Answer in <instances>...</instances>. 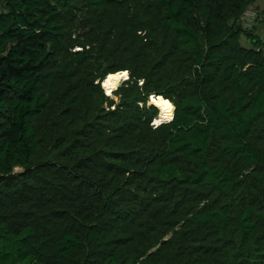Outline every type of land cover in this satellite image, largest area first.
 <instances>
[{
  "label": "trees",
  "instance_id": "obj_1",
  "mask_svg": "<svg viewBox=\"0 0 264 264\" xmlns=\"http://www.w3.org/2000/svg\"><path fill=\"white\" fill-rule=\"evenodd\" d=\"M247 4L0 0V264H264Z\"/></svg>",
  "mask_w": 264,
  "mask_h": 264
},
{
  "label": "rangeland",
  "instance_id": "obj_2",
  "mask_svg": "<svg viewBox=\"0 0 264 264\" xmlns=\"http://www.w3.org/2000/svg\"><path fill=\"white\" fill-rule=\"evenodd\" d=\"M230 25H234L239 30V44L242 47H258L264 54V0H248V4L240 17L236 21L232 20ZM104 92L107 94L105 88ZM115 100L117 101V99ZM158 110L159 115L152 123L153 125H158L162 121L160 118L161 110L159 108Z\"/></svg>",
  "mask_w": 264,
  "mask_h": 264
},
{
  "label": "bare ground",
  "instance_id": "obj_3",
  "mask_svg": "<svg viewBox=\"0 0 264 264\" xmlns=\"http://www.w3.org/2000/svg\"><path fill=\"white\" fill-rule=\"evenodd\" d=\"M125 78H126V72H119L107 76V78L104 80L103 83L107 94H109L111 90L115 88L118 82H121ZM151 104L155 105L157 108L161 110L160 118L162 119V121L165 122L171 120L173 116L174 107L167 100L163 99L160 96H158L157 98L151 97Z\"/></svg>",
  "mask_w": 264,
  "mask_h": 264
},
{
  "label": "water",
  "instance_id": "obj_4",
  "mask_svg": "<svg viewBox=\"0 0 264 264\" xmlns=\"http://www.w3.org/2000/svg\"><path fill=\"white\" fill-rule=\"evenodd\" d=\"M126 80H128V74H127V72H126V78L125 79H123L121 82H118L117 84H116V86H115V88L113 89V90H111V92L109 93V94H106L107 96H110L111 94H112V92L114 91V90H116V89H118L119 87H120V85L122 84V82H124V81H126ZM103 83H104V81L102 82V84H101V86H102V88L104 89V85H103ZM153 98H157V96H152ZM149 104H151V98H150V103ZM151 105H153V104H151ZM155 106V105H154ZM174 112V111H173ZM173 117V116H172ZM172 119V118H171ZM160 123H163L162 121H160L159 122V124Z\"/></svg>",
  "mask_w": 264,
  "mask_h": 264
},
{
  "label": "clouds",
  "instance_id": "obj_5",
  "mask_svg": "<svg viewBox=\"0 0 264 264\" xmlns=\"http://www.w3.org/2000/svg\"><path fill=\"white\" fill-rule=\"evenodd\" d=\"M159 125V124H158ZM156 126V125H155Z\"/></svg>",
  "mask_w": 264,
  "mask_h": 264
}]
</instances>
